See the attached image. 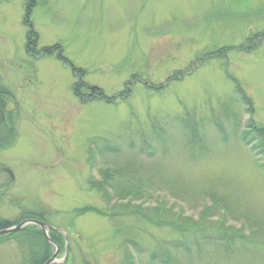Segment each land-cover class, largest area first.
Wrapping results in <instances>:
<instances>
[{"label": "rangeland", "instance_id": "1", "mask_svg": "<svg viewBox=\"0 0 264 264\" xmlns=\"http://www.w3.org/2000/svg\"><path fill=\"white\" fill-rule=\"evenodd\" d=\"M0 89V216L78 231L54 264H264V0H0ZM110 176L163 225L112 217ZM28 226L0 264H30Z\"/></svg>", "mask_w": 264, "mask_h": 264}, {"label": "trees", "instance_id": "2", "mask_svg": "<svg viewBox=\"0 0 264 264\" xmlns=\"http://www.w3.org/2000/svg\"><path fill=\"white\" fill-rule=\"evenodd\" d=\"M35 37H36L35 32L33 30H30L28 35H27V38H28L27 48L29 50L34 45ZM48 49H50V48H48ZM48 53L52 54V53H54V50H52V51L48 50ZM58 55L61 57V50H59ZM79 86L76 85V87L74 88L76 93L79 92V89H80V87L82 85L80 87ZM239 89H240V91L244 92L242 87H240ZM245 95L246 94L243 93L244 97H245ZM3 113H4V105H3V100L0 98V150H1V148H4L5 146H8V145L11 146L15 142V139H16L15 125L13 124L12 119L10 117L4 118ZM251 128L257 135L256 144L260 148L259 150H262V153L264 154V126H262V125H258L257 126L255 124ZM263 166H264V163H263ZM8 175H10V179L12 181L11 173L9 172ZM110 178H111V176L109 178H107V180H105V182L98 183V184H101V185L98 186V188H99V190H101L103 192L105 197H110L109 195L113 194L112 192L115 191V189H116V185L113 183L112 180H109ZM8 183H11V182L9 181ZM120 194L121 193L117 191L116 193L114 192V194L111 195L112 198L113 197H117L118 200H120V202L118 201L119 203H117L118 205H120L119 207H117L115 205H114V207H111L113 214L112 215L110 213L109 214L112 217H115L118 214H121L120 212H122L124 210V212H126V213L138 215L140 218H142L144 220L150 221V222L155 223L157 225H163V223H160L157 219H153L150 215L145 213L138 206H134V208H133V206H131V205L135 201L134 200H128V199L126 200ZM123 201H125V202H123ZM22 217H23V219H26V218H34V219H39V220H44L45 219L44 216L41 213L39 214V213H36V212H27L25 214L23 213ZM13 222L14 221L8 220L6 218H2L0 216V230L4 229L6 227L13 226L14 224H16V223H18L20 221H18L16 223H13ZM31 227H36V226L33 225ZM23 233H25V232L23 231ZM35 235H38V236L40 235V237H42V239H43V242H41L42 245L41 244H37L36 242H37L38 239L35 238L36 236L33 237L32 239L29 238V239H31L33 241L32 246L34 248H32V252H31V255H30L28 261H29L30 264H43L51 255V251H50L51 244L48 242V240L43 238V236L40 233H35ZM62 237L65 240L63 234H61L60 232L51 231V239L54 242L58 243L60 245V247H61L62 242H63L62 241ZM35 246L36 247L38 246L39 247V251L43 252L42 256L39 257V258H36V254L38 252H35Z\"/></svg>", "mask_w": 264, "mask_h": 264}, {"label": "water", "instance_id": "3", "mask_svg": "<svg viewBox=\"0 0 264 264\" xmlns=\"http://www.w3.org/2000/svg\"><path fill=\"white\" fill-rule=\"evenodd\" d=\"M93 90H94V88H93ZM28 224L38 225V226L44 228V231H46V228H53L50 224H48L46 222H43V221H40V220H36V219H25L22 222H20L19 224L13 226V227H9V228H5V229L1 230L0 231V236H3L5 234H7V233H12V232L19 231V230H21L22 228H24ZM79 238H80V236H79ZM58 251H59V247L57 246L56 252L44 264H52L54 262H57Z\"/></svg>", "mask_w": 264, "mask_h": 264}, {"label": "bare ground", "instance_id": "4", "mask_svg": "<svg viewBox=\"0 0 264 264\" xmlns=\"http://www.w3.org/2000/svg\"><path fill=\"white\" fill-rule=\"evenodd\" d=\"M31 3V2H30ZM33 8V4H31V5H29L28 7H27V10H30V9H32ZM9 220V219H8ZM23 220H25V219H23ZM22 220V221H23ZM10 227H12V226H10ZM6 228H9V227H6ZM35 228H39L37 231H34L35 233H40L42 236H43V238H45L46 240H48L49 239V237H48V235L46 234V232L44 231V228H42V227H40V226H36ZM5 229V228H4ZM24 229V228H23ZM1 230H3V229H1ZM0 230V231H1ZM11 233H7L6 235H10ZM40 236V235H39ZM3 237H5V235L3 236ZM40 241L41 242H43V239H42V237H41V239H40ZM31 250H32V248L30 249V252H31ZM39 257H41V255H39L38 253L36 254V258H39Z\"/></svg>", "mask_w": 264, "mask_h": 264}, {"label": "flooded vegetation", "instance_id": "5", "mask_svg": "<svg viewBox=\"0 0 264 264\" xmlns=\"http://www.w3.org/2000/svg\"><path fill=\"white\" fill-rule=\"evenodd\" d=\"M8 93L6 92H3L2 89H0V98L3 100V105H4V113H3V116L4 118H6V116L9 114V115H13L12 112H9L8 109H6L8 107V102H9V97L7 96ZM8 112V113H5Z\"/></svg>", "mask_w": 264, "mask_h": 264}]
</instances>
